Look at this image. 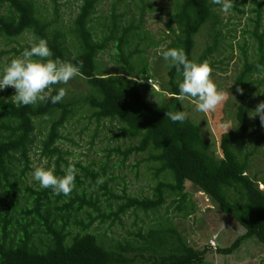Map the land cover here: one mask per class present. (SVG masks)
I'll return each instance as SVG.
<instances>
[{"label": "trees", "instance_id": "trees-1", "mask_svg": "<svg viewBox=\"0 0 264 264\" xmlns=\"http://www.w3.org/2000/svg\"><path fill=\"white\" fill-rule=\"evenodd\" d=\"M101 2L80 0L69 36L65 38L56 28V11L49 20L39 12L36 0H0V39L14 41L25 34L31 35L34 41L45 39L53 59L79 64L78 76L90 89L87 95L70 101L65 96L56 104L38 102L22 107L14 103L10 87L0 91V264H202L210 247L190 246L169 223L146 234H134V241L108 243L87 231L95 219L114 222L129 211L154 213L170 197L181 211L187 196L186 181L208 196L220 212L232 215L244 229L229 246L216 248L217 253L229 255L245 240L264 246V178L258 179L249 172L248 156H241L237 146L251 125L255 86L260 84L257 76L262 74L255 66L264 65V29L259 31L260 24L255 22L249 33L254 43V57L248 59L245 48L241 47L240 69L232 80L239 130L222 133L216 145L188 116L184 98L178 99L181 77L175 68H168V80L161 84V90L151 89L156 100L144 98L139 88L145 71L135 72L123 54L125 46L129 47L133 39L142 40L140 35L144 32L138 25L120 26L114 11L108 28L103 26L97 13ZM244 3L245 0H234L231 11L243 14L239 8ZM263 4L264 0L254 2L258 19ZM219 9L211 0H174L167 21L172 37L166 49L182 48L188 59L207 62L212 68L211 60L219 52L224 37ZM204 27H207L208 43L194 58L195 36ZM111 47L118 54L124 72L113 74L98 70V56ZM52 87L50 95H55L57 88L63 86ZM79 104L89 109L90 119L117 124L120 136L136 140L135 145L125 149L124 156L148 152L149 160L157 165L155 175L162 178L150 197L124 195L121 203L106 214L100 209L98 198L82 187L83 181L77 175L74 185L79 191L72 190L69 202L62 205L50 201V189L25 184L36 126L46 127L41 154L48 158L55 155L56 166L62 162L67 167L58 141L63 138L61 130ZM176 111L187 114L183 123H174L166 115ZM82 171L85 178L94 182L93 171L86 167ZM55 174L63 175L59 168ZM102 190L107 198L113 196L109 188L102 187ZM88 209L97 215H88L89 223L82 232L71 233L70 219L74 218L77 223L76 216L89 214Z\"/></svg>", "mask_w": 264, "mask_h": 264}, {"label": "rangeland", "instance_id": "rangeland-1", "mask_svg": "<svg viewBox=\"0 0 264 264\" xmlns=\"http://www.w3.org/2000/svg\"><path fill=\"white\" fill-rule=\"evenodd\" d=\"M241 1V0H240ZM263 0H245L244 6L240 7L243 14L235 11L224 13L220 9L219 17L223 25L224 37L221 48L213 56V67L210 78L218 91L224 93L223 102L215 110L200 113L194 110L195 100L189 97L184 98V107L188 116L198 123L204 136L218 144L220 135L228 131H238L239 124L235 119L236 91L232 80L240 69L242 61L241 47L245 48L248 59L253 56V41L249 34L255 22H259V31L264 29V4L260 10V18L255 14L254 2ZM39 12L49 20L53 18L54 11L57 12L56 28L69 36L71 23L77 14L80 0H36ZM174 0H102L98 6V16H101L103 26L108 28L111 12L120 22V26L138 25L144 35L140 39H133L129 47L125 46L123 54L128 58L129 65L139 71L144 69L140 92L146 100H156L157 96L151 91L161 90V84L167 82L168 62L163 60L160 53L166 49L171 41L172 35L167 30L168 16L171 13ZM97 24V23H95ZM98 28L103 31L101 25ZM207 27L195 36L193 57L196 58L208 43ZM137 40V41H136ZM31 35L25 34L14 41L0 39V70L13 58L20 56L21 52L35 43ZM138 42V43H137ZM70 49H72L70 47ZM119 56L114 48H108L98 56V70L104 73H121L125 69L119 62ZM150 78L151 83H144V78ZM260 84L255 86L252 112L250 114V127L244 140L237 143L240 154H247L250 164L249 172L258 179L264 178V124L261 123L260 114L255 113L257 105L264 102V73L257 76ZM146 81V80H145ZM154 85V87H153ZM67 100L74 97L85 96L90 89L86 81L80 76L71 79L66 85ZM12 89V88H11ZM53 89V87H52ZM51 89V90H52ZM14 89H12V93ZM264 113V109L261 110ZM231 127L229 129L226 128ZM117 124H110L106 121L96 122L89 118V109L81 104L74 108V115L61 130V138L58 146L62 151L63 162L73 165L78 169L77 176L83 181L82 187L87 193L98 198V204L103 213L113 211L122 196L129 197H150L153 188L161 176L155 175L157 165L149 160L148 152L130 154L124 156L126 148L135 145L136 140L129 137H122L118 132ZM46 134V127L36 126L32 135L30 154V171L24 178L25 184L31 187H39L32 179V171L36 167L59 168L64 173L66 166L60 162L57 166L56 156L49 158L41 154V140ZM88 168L96 174L94 182L85 178L82 168ZM61 176V175H60ZM102 182H98L101 181ZM185 192L187 194L183 209L179 211L171 197L166 203L154 213L143 214L138 211H129L120 220L101 222L95 219L87 227L98 237L108 242H122L134 238L137 233L146 234L150 229L161 224H171L186 242L201 249L209 246L208 252L202 264H264V246L254 240H245L240 247L229 255H222L215 251L219 247L229 246L244 229L230 214H223L210 201L208 196L198 191L186 181ZM102 187H107L113 194L111 198L104 195ZM261 188V185H259ZM73 190L77 193L78 188ZM51 202L62 205L69 202L68 196H49ZM89 210V214H80L70 219L69 230L71 233L82 232L84 226L89 223V216H96L97 213ZM131 241H134L132 239Z\"/></svg>", "mask_w": 264, "mask_h": 264}, {"label": "clouds", "instance_id": "clouds-1", "mask_svg": "<svg viewBox=\"0 0 264 264\" xmlns=\"http://www.w3.org/2000/svg\"><path fill=\"white\" fill-rule=\"evenodd\" d=\"M224 13L233 8L234 0H211ZM170 68H175L180 75L178 99L189 97L195 100L194 110L200 113L210 112L220 105L225 95L218 91L210 78L211 68L207 62H196L187 58L182 48H168L160 53ZM48 42L39 38L25 48L20 56L13 58L0 70V91L6 87L14 89V103L17 107L35 105L38 102L59 103L66 96V89L59 87L55 95H50L52 86L66 85L79 75V64H73L59 58L53 59ZM256 69L264 73V65L257 64ZM240 89L237 88V92ZM264 102L257 105L255 113L260 114L264 124ZM172 122L183 123L187 114L183 111L166 113ZM231 127L226 128L229 129ZM78 169L69 164L62 176L55 174L54 168L36 167L32 171V179L42 189H50L53 196H68L74 188ZM98 182H102L98 181Z\"/></svg>", "mask_w": 264, "mask_h": 264}, {"label": "built area", "instance_id": "built-area-1", "mask_svg": "<svg viewBox=\"0 0 264 264\" xmlns=\"http://www.w3.org/2000/svg\"><path fill=\"white\" fill-rule=\"evenodd\" d=\"M146 82L152 84L150 78H148V79L146 80ZM153 87H154V85H153Z\"/></svg>", "mask_w": 264, "mask_h": 264}]
</instances>
